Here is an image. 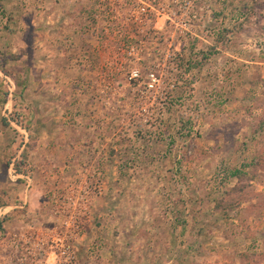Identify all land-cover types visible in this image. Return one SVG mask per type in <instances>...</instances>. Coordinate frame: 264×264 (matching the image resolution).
I'll return each mask as SVG.
<instances>
[{"label":"rangeland","instance_id":"374dc122","mask_svg":"<svg viewBox=\"0 0 264 264\" xmlns=\"http://www.w3.org/2000/svg\"><path fill=\"white\" fill-rule=\"evenodd\" d=\"M0 264H264V0H0Z\"/></svg>","mask_w":264,"mask_h":264},{"label":"built area","instance_id":"2783aa9c","mask_svg":"<svg viewBox=\"0 0 264 264\" xmlns=\"http://www.w3.org/2000/svg\"><path fill=\"white\" fill-rule=\"evenodd\" d=\"M141 11L144 12V9L142 8ZM146 75H147V77H148V79H149V82H153V81L156 80L154 74H153L151 71H149ZM136 77H137V72H133V73H132V76H131L130 79H132V78H136ZM147 87H148V89H151V88H152V84L149 83V84L147 85Z\"/></svg>","mask_w":264,"mask_h":264},{"label":"trees","instance_id":"16d2710c","mask_svg":"<svg viewBox=\"0 0 264 264\" xmlns=\"http://www.w3.org/2000/svg\"><path fill=\"white\" fill-rule=\"evenodd\" d=\"M202 57L205 58V54H202ZM22 88H23V87H22ZM156 103L158 104L159 102H156ZM230 176L234 177L237 181H239V180L242 179V177L244 176V174H241L238 170H233V171L230 173ZM220 203H221L220 201H217V202H216V206L219 207V206L221 205Z\"/></svg>","mask_w":264,"mask_h":264}]
</instances>
